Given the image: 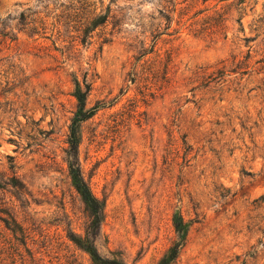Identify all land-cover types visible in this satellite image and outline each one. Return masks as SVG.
I'll use <instances>...</instances> for the list:
<instances>
[{
  "label": "rangeland",
  "instance_id": "374dc122",
  "mask_svg": "<svg viewBox=\"0 0 264 264\" xmlns=\"http://www.w3.org/2000/svg\"><path fill=\"white\" fill-rule=\"evenodd\" d=\"M162 261L264 264V0H0V264Z\"/></svg>",
  "mask_w": 264,
  "mask_h": 264
},
{
  "label": "trees",
  "instance_id": "16d2710c",
  "mask_svg": "<svg viewBox=\"0 0 264 264\" xmlns=\"http://www.w3.org/2000/svg\"><path fill=\"white\" fill-rule=\"evenodd\" d=\"M85 96L86 93L77 90L74 93V98L77 102V110L73 114L72 119L70 120V124L68 126V155L71 157L72 162L68 164V172L71 179V183L73 185L74 190L79 195L82 202L88 207L93 217V226L98 225V205L95 198L91 195L86 183L84 182L80 170L76 164L75 157L77 153V129L79 124L89 119L93 113L94 109H85ZM182 222L174 221L173 227L178 235H182ZM74 243L78 245L81 249H83L92 259H98L96 252L88 246L86 241H75ZM176 255V247H173L169 250L168 255L166 256V260H171ZM165 261V260H164ZM162 261L161 264H164Z\"/></svg>",
  "mask_w": 264,
  "mask_h": 264
}]
</instances>
